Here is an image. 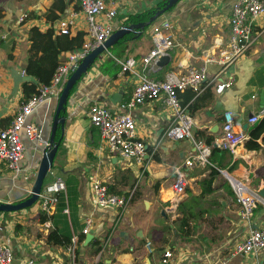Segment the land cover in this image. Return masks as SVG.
I'll list each match as a JSON object with an SVG mask.
<instances>
[{
    "label": "crops",
    "instance_id": "obj_1",
    "mask_svg": "<svg viewBox=\"0 0 264 264\" xmlns=\"http://www.w3.org/2000/svg\"><path fill=\"white\" fill-rule=\"evenodd\" d=\"M55 1L0 0V131L9 126L22 102L21 85L18 92L11 96V75L12 70L26 74L29 30L37 27L45 32L68 13L78 9L77 0H63L65 11H55L58 19L48 21L45 14ZM165 1L119 0L118 14L112 22L114 31L129 25L130 17L146 14L150 10L155 12L158 5ZM235 1L180 0L156 21L138 30L136 35L130 33L133 38L123 43L124 49L118 48L116 51L120 54L117 59L124 61L132 57L137 61L136 68L141 70V57L153 47V27L168 21L171 28L166 31L170 36L167 54L171 60L163 68L156 66L151 71L146 70L148 76L163 79L170 71L184 74L189 67L205 66V89L195 101L204 106L189 113L187 106L193 105L194 101L186 94L188 90L180 95V104L186 107L192 117L194 140L211 146L220 139L224 112L234 115V130L248 137L236 155L223 148H211L224 151L223 156L217 159L221 167L210 162L202 164L195 159L187 171L188 185L182 203H186L190 195H203L195 209L197 212L204 211L197 214L196 218L189 219L190 235H181L178 223L183 216L176 211L175 217L169 207L174 195V168L190 154L195 156V147L189 139L173 141L165 137V130L173 116L162 101L156 99L129 111L136 123V137L147 146V156L142 164L110 154L101 143L97 130L89 123L88 113L93 106L99 105L117 112L119 104L131 96L137 83L136 78L129 74L118 72L115 77H110L100 72V65L114 57L107 50L95 60L69 94L62 115L65 119L64 135L60 138L59 128L55 134L59 146L51 171L55 177L63 178L65 183L73 178L78 193L77 201L71 208L72 237L78 239L75 249L77 254L72 255L69 248L46 244L52 222L50 220L51 227L46 230L43 225L46 220L39 221L41 213L38 207L35 211L30 209L31 206L22 211L0 214V242L12 248L13 264H26L30 259L36 264H160L166 249L172 251L177 264H210L229 253L248 235L250 228L264 227V199L260 198L251 219L244 220L235 192L221 173L224 171L232 181L241 183L257 194L264 187V131L256 138L251 135L264 115L258 123H248V119L264 106V32L250 51L229 68L223 70L215 63H206L208 57H217L227 46L228 19ZM22 14H26L27 18L18 24L17 20ZM262 28L263 17L256 22L255 31L259 32ZM79 32H83L85 38L86 25L81 14H78L76 27L68 37H74ZM68 53H62L59 62L65 60ZM227 82L231 83L230 87L224 88L220 94L216 93V86ZM54 110L55 101L53 105L38 107L28 117V122L42 127L46 141L50 135ZM21 140L25 150L18 176L12 178L0 162L2 203H18L27 198L35 180L42 147L26 139L23 134ZM207 140L211 141V145L206 143ZM248 142L257 147L248 148ZM155 148L156 153L152 155L151 151ZM212 168L217 172L212 173ZM141 170L143 176L140 177ZM95 179L102 181L109 193L127 195L133 192L121 217L118 218L115 210L95 208L89 187ZM209 180L210 186L207 183ZM49 182L48 175L44 183ZM7 190H12L13 194L10 195ZM65 192L66 185L62 193ZM64 212L69 214L68 210ZM87 219L91 220V225L88 234L82 235ZM89 236L92 239L86 243ZM147 242L151 243V251L146 248ZM98 247L100 250L95 254ZM255 262L264 264V249L256 255L234 258L227 264Z\"/></svg>",
    "mask_w": 264,
    "mask_h": 264
},
{
    "label": "built area",
    "instance_id": "obj_2",
    "mask_svg": "<svg viewBox=\"0 0 264 264\" xmlns=\"http://www.w3.org/2000/svg\"><path fill=\"white\" fill-rule=\"evenodd\" d=\"M77 11H71L63 19L57 21L53 30L58 35L70 36L76 27L78 14L84 18L86 25L85 38L80 48L68 53L65 60L59 63L55 69L49 84H43L35 79L36 93L26 101L21 102L9 126L0 131V162L11 174L12 178L18 176L21 171L19 166L24 157V144L21 134L29 141L36 143L44 150L50 149L48 141L42 139L43 129L39 125L28 122V117L47 100L57 102L64 84L70 75L77 69L80 61L90 52L103 45V43L114 32L112 22L118 14L119 0H77ZM264 18V0H236L230 9L228 19L229 39L225 49L221 50L217 57H208L206 63H215L225 70L244 57L258 37L264 32H256V22ZM27 18L26 14L19 16L17 23H22ZM171 28L168 21H163L153 27L151 40L153 47L149 52L142 56L140 62L143 66L138 70L136 59L129 57L122 61L116 59L120 67V74H129L136 78L137 83L129 98L119 104L117 112H113L102 106H93L88 113L89 123L99 134L101 143L107 151L115 156L132 161L135 164H142L147 156V146L136 137V123L129 111L137 105L160 99L165 107L172 113V120L165 130V137L173 141L191 140L195 147V156H190L180 165L174 168L175 180L172 184L173 199L171 200V210L175 216L176 207L186 194L188 185L187 171L193 166L197 159L202 164H208L210 150L212 147L226 149L236 155L248 137L241 132L234 130L235 118L230 112L223 113L222 135L221 138L207 146L201 141H195L192 135V117L187 112L186 107L180 104V95L187 90L201 93L204 89L206 80V68L189 67L184 74L170 71L165 74L163 79L150 78L146 72L156 67V63L162 56L168 55L170 50V36L166 34ZM231 83H221L216 86V93L220 94L224 88L230 87ZM264 115V106L257 113L253 114L248 123L253 125ZM156 153V148L151 151ZM230 182L231 188L235 192L237 201L241 208V217L249 221L254 210L260 203L257 193L248 190L241 183H236L224 172H221ZM50 182L44 183L36 202L41 214L48 217L43 224L45 229L51 227L50 217L55 213L58 195L65 191V182L61 177H55L51 169L47 176ZM143 171H140V177ZM90 191L93 197L94 206L98 210H115L118 218L122 216L127 208L133 192L127 195H115L108 192L107 187L102 181L95 179L90 183ZM177 216V215H176ZM175 216V217H176ZM91 220L87 219L82 235L88 234ZM0 230H2L0 226ZM77 237L71 238L69 251L75 253ZM151 243H146L148 251ZM264 249V227L250 228L248 235L224 257L210 264H227L237 257H246L250 254L256 255ZM14 254L10 245L0 242V264H13ZM26 264H36L30 259ZM122 264V263H112ZM160 264H177L172 251H163ZM253 264H262L255 262Z\"/></svg>",
    "mask_w": 264,
    "mask_h": 264
},
{
    "label": "trees",
    "instance_id": "obj_3",
    "mask_svg": "<svg viewBox=\"0 0 264 264\" xmlns=\"http://www.w3.org/2000/svg\"><path fill=\"white\" fill-rule=\"evenodd\" d=\"M68 4V3H67ZM164 2L158 5V8H162ZM66 9V5L63 0H57L48 9L45 14V17L48 21L54 22L58 19L55 11L63 13ZM154 14V10H150L148 13L134 16L129 18V25H138L141 23H146L150 17ZM138 30H142L138 28ZM135 32V33H136ZM133 33V34H135ZM136 35V34H135ZM84 33L79 32L74 37H68L66 35H56L53 28L47 29L45 32L40 31L37 27H33L28 32V40L30 42V47L28 50L27 65L25 68V73L28 76L38 79L43 84H49L51 77L55 69L59 65V56L65 52H71L81 47L83 43ZM133 38L132 34L125 36L123 39L119 40L116 45L109 48L108 50L112 52V58L103 62L99 70L103 75L110 77H115L119 72L120 67L118 66L116 59L119 58L120 54L117 53L118 48H125L124 42L128 39ZM116 48V49H115ZM75 87V86H74ZM73 87V89H74ZM22 89V102L26 101L29 97L36 93L37 85L32 83H23L21 84ZM71 90V92L73 91ZM70 92V93H71ZM202 93V92H201ZM201 93H195L191 90H188L186 94H189V99L194 101L193 105L190 104L187 106L189 113L194 110L202 108L203 104H197L195 102ZM198 95V96H197ZM211 98V96H210ZM187 103V99L183 104ZM258 123V122H257ZM256 124V123H255ZM264 131V118L263 120L255 126L253 132L251 133L252 138H256L261 132ZM198 140V139H197ZM206 143L211 145V141L207 140ZM248 148H256V145L247 144ZM224 151H220L217 148L211 150L209 157V162L215 164L216 167H221V163L217 161L218 158L223 156ZM154 158L157 157L154 155ZM217 171L212 168V173ZM208 185H211V180H209ZM66 192L60 193L57 198L56 210L55 213L49 218L52 222V229L50 230L48 236L46 237V244L52 247H58L62 249H67L71 246L72 238V227H71V208L74 206L77 201L78 193L76 189V183L73 178H69L66 183ZM111 192V191H110ZM207 192L211 193L212 191L208 190ZM203 199L202 196H193L190 195L186 203L182 201L177 205L176 211L182 214V218L179 219V228L181 235L187 237L190 235L189 219L196 218L197 214H202L204 211H196V206ZM68 210L69 214H66L64 211ZM43 214H40L39 221L44 222L47 220ZM92 243V242H91ZM90 243V244H91ZM100 248L98 247L95 251V254L98 253ZM77 254V251H75Z\"/></svg>",
    "mask_w": 264,
    "mask_h": 264
},
{
    "label": "water",
    "instance_id": "obj_4",
    "mask_svg": "<svg viewBox=\"0 0 264 264\" xmlns=\"http://www.w3.org/2000/svg\"><path fill=\"white\" fill-rule=\"evenodd\" d=\"M179 1L180 0H166L163 7L157 9L147 23H141L138 25H126L120 29L115 30L111 34V36L103 43V45L90 52L80 61L77 69L70 75V77L66 81L57 102H55V110L52 118L50 135L47 140L50 145V149L44 150L43 148H41L42 155L29 196L18 203L0 202V214L22 211L30 208L37 202L44 184V180L47 177L48 171L52 168L53 160L59 146V141H55V134L57 129L59 128L60 130V138H62L64 135L65 119L62 115L65 113L69 94L76 83L91 69L95 60L104 52H106L110 47L116 44L118 40L123 38L125 35L135 33L138 28L143 29L145 26L153 23L165 12L175 7ZM170 60L171 59L168 55L162 56L157 61L156 66L159 68H163L170 62ZM11 77L13 80V89L11 91V96H14L18 92L19 86L23 83L36 84L34 77L28 76L19 71L12 70ZM258 195L260 198L264 199V187L261 191L258 192ZM91 239L92 236H89L86 240V243H88Z\"/></svg>",
    "mask_w": 264,
    "mask_h": 264
},
{
    "label": "rangeland",
    "instance_id": "obj_5",
    "mask_svg": "<svg viewBox=\"0 0 264 264\" xmlns=\"http://www.w3.org/2000/svg\"><path fill=\"white\" fill-rule=\"evenodd\" d=\"M53 103H54V100L52 101V100H47V101H45L44 103H42L41 105H39V107H41L42 106V108H44L46 105H49V104H52L53 105ZM45 138V136H44V133H42V139H44ZM27 139V138H26ZM28 141V140H27ZM21 163V162H20ZM7 192L11 195V194H13V191L12 190H7ZM36 207H37V204H34L30 209H34L35 211H36Z\"/></svg>",
    "mask_w": 264,
    "mask_h": 264
}]
</instances>
